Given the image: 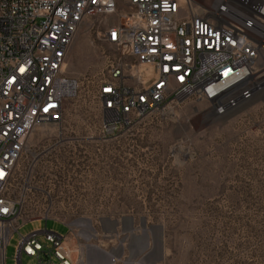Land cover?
Instances as JSON below:
<instances>
[{"label":"rangeland","instance_id":"374dc122","mask_svg":"<svg viewBox=\"0 0 264 264\" xmlns=\"http://www.w3.org/2000/svg\"><path fill=\"white\" fill-rule=\"evenodd\" d=\"M100 29L90 18L77 27L65 56L75 95L58 129L38 125L21 155L38 189L6 264L41 229L68 235L75 264H264V93L227 115L188 99L103 136L92 93L117 55Z\"/></svg>","mask_w":264,"mask_h":264},{"label":"built area","instance_id":"2783aa9c","mask_svg":"<svg viewBox=\"0 0 264 264\" xmlns=\"http://www.w3.org/2000/svg\"><path fill=\"white\" fill-rule=\"evenodd\" d=\"M89 18L117 55L92 93L103 136L188 99L221 115L264 89V0H0V264L38 189L19 160L38 125L63 121L76 91L65 56ZM77 248L41 229L20 236L15 263L75 264Z\"/></svg>","mask_w":264,"mask_h":264},{"label":"bare ground","instance_id":"6f19581e","mask_svg":"<svg viewBox=\"0 0 264 264\" xmlns=\"http://www.w3.org/2000/svg\"><path fill=\"white\" fill-rule=\"evenodd\" d=\"M71 85H72V86H75L74 83H73V81H71ZM263 93H264V89H263L261 92L255 94V96H256V95H261V94H263ZM255 96L252 98V100L255 98ZM252 100H251V101H252ZM247 103H249V102H243V103H240L236 108L227 110V111L225 112V113H226L225 115H227L228 113H231L230 111H235V110L238 109L240 106H242V105H244V104H247ZM77 224L82 225V226H84V227H88V226H89V224H88V222H87L86 220H83V221H81V222L79 221V222H77ZM81 235H82V237H84V238H87V237H88V235L85 234L84 231L81 232Z\"/></svg>","mask_w":264,"mask_h":264},{"label":"snow or ice","instance_id":"6c2138e0","mask_svg":"<svg viewBox=\"0 0 264 264\" xmlns=\"http://www.w3.org/2000/svg\"><path fill=\"white\" fill-rule=\"evenodd\" d=\"M21 71H24V69H23V68H21Z\"/></svg>","mask_w":264,"mask_h":264}]
</instances>
